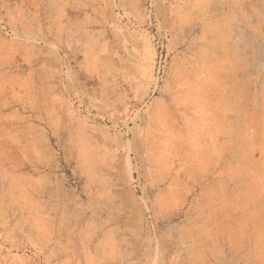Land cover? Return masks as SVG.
Wrapping results in <instances>:
<instances>
[{
  "label": "rangeland",
  "instance_id": "obj_1",
  "mask_svg": "<svg viewBox=\"0 0 264 264\" xmlns=\"http://www.w3.org/2000/svg\"><path fill=\"white\" fill-rule=\"evenodd\" d=\"M0 264H264V0H0Z\"/></svg>",
  "mask_w": 264,
  "mask_h": 264
},
{
  "label": "crops",
  "instance_id": "obj_2",
  "mask_svg": "<svg viewBox=\"0 0 264 264\" xmlns=\"http://www.w3.org/2000/svg\"><path fill=\"white\" fill-rule=\"evenodd\" d=\"M186 7H187V6H181V10H183L182 8H186ZM187 14H189V13H187ZM187 14H186V15H187Z\"/></svg>",
  "mask_w": 264,
  "mask_h": 264
}]
</instances>
